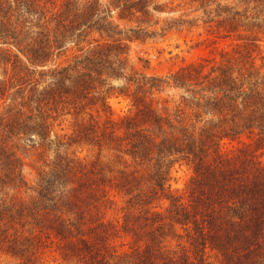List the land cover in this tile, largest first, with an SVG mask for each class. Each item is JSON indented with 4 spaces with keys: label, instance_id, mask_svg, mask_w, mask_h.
<instances>
[{
    "label": "rangeland",
    "instance_id": "rangeland-1",
    "mask_svg": "<svg viewBox=\"0 0 264 264\" xmlns=\"http://www.w3.org/2000/svg\"><path fill=\"white\" fill-rule=\"evenodd\" d=\"M51 1L32 0L25 7L12 5V9L36 12L42 4L49 5ZM150 1L151 21L141 27L140 39L126 41L127 46L122 48L124 52L120 58L112 60L115 66L122 67V77H108L104 74L101 77L103 80L93 90L83 93L77 83L69 82L70 91L64 94L63 90V95L58 100V109L46 111L45 116L50 124V133L46 139L19 131L7 135L0 132V148L12 153L17 159V167L25 182L15 187L0 185V200L35 202L39 199L37 190L41 177H49L48 172L60 157L67 158L72 166L71 172L64 173L61 182H72L68 188H79L77 194L67 198L64 196L59 208L63 213L57 212L79 226L76 229L72 227V235H68L66 239L55 236L42 215L38 218L46 225L45 233L37 234L36 239L23 230L25 224L22 228L15 224L20 236L28 235L34 241H30L32 244L28 246L27 240L20 237L19 240L8 243L13 248L0 246V264H96L86 248L91 250L95 259L106 257L109 263L116 259L114 254L125 252L130 254L128 260L134 262L145 250L172 255L175 264L227 262V258L216 249L202 250L194 247L191 224L186 226L177 221L181 220L180 212L176 216L173 210H166L168 199H160L162 191L155 185L157 178L152 179L150 176L157 170L147 165V162H156V154L152 155L150 161L132 160L129 155L118 151H109L106 148L99 150L95 143H86V137L80 140L73 136V130L80 122L85 126L94 124L95 131L88 134L95 138L101 136V130L111 121L110 117L116 121L125 114L133 115L135 108L132 100H138L142 104L144 98L145 104L150 105L162 121L160 130L148 126L144 132L158 137L166 135L173 140L174 137L181 138V134L178 130L171 129L168 124L176 128L185 124L188 130L194 127L196 137L199 129L215 122L216 117L201 107L194 114L195 107L186 105L193 106L190 100L194 96L193 92H197V97L194 98H198L200 103L204 102L198 96H202L203 92L205 95L209 93L201 88L204 85L212 86L207 82L217 73L215 68L219 64L233 76L238 72L246 74L258 71L259 76L264 74V24L263 28L256 26L263 19L258 4L263 0ZM24 16L33 22L38 18L37 14L28 15V12ZM118 23L119 28L124 30L137 28L135 22ZM254 34L253 42L250 35ZM96 39L102 38L97 32L91 31L81 37L79 46H76L70 41L72 39L64 37L62 40L66 42L62 53L50 65H66L77 53V48H87L95 44ZM22 59L27 62L24 57ZM191 65L198 67L201 74L208 75L207 78L193 73L194 77H191L189 86L175 85L171 76L177 70ZM43 68L47 69L46 66ZM12 72L11 66L4 64L0 58V80L13 74L16 78L22 75L21 72ZM37 76H30V85ZM47 83L49 79L44 78L38 89ZM96 87L102 90L101 107L96 99ZM14 89L5 94V102H0V111L3 110L2 106L10 103ZM104 96L108 97L104 99ZM27 110L36 113V103L25 105L24 112ZM149 128L150 131H147ZM221 128L216 127L214 130ZM118 130L116 133L121 134L122 131ZM240 139L247 140L245 134ZM183 145L182 139L180 147ZM219 146L222 151L233 150L240 147L241 143L239 140L230 142L224 139ZM257 155L264 161V148L257 151ZM0 161V176L4 178V173L8 171L5 162L9 160L5 156V162L2 163L1 157ZM94 161L96 163L90 165ZM160 161L164 169L163 176L165 175V194L176 199L183 197L186 201V185L190 184L192 187V167L185 163L181 154L167 155ZM78 163H82V167H78ZM59 184H55V189L63 188L64 185ZM14 218L16 216L11 221ZM78 238L84 239L86 244ZM67 240L71 243H67ZM137 252L140 254L136 255Z\"/></svg>",
    "mask_w": 264,
    "mask_h": 264
},
{
    "label": "trees",
    "instance_id": "trees-1",
    "mask_svg": "<svg viewBox=\"0 0 264 264\" xmlns=\"http://www.w3.org/2000/svg\"><path fill=\"white\" fill-rule=\"evenodd\" d=\"M30 3L32 0H0V58L4 64L11 66L13 72L22 74L16 78L12 72L10 77L0 80V102L4 103L7 91L15 88L10 103L2 106L3 110L0 111V132L7 135L19 131L46 139L50 133L46 111L58 109V100L62 97L63 90L64 94L70 91L69 82L77 83L83 93L93 90L103 80L101 77L104 74L108 77L123 76L122 67L115 66L112 60L120 58L127 42L140 39L141 27L151 21V1L52 0L49 5L45 3L37 11L34 10L36 12L12 9V5L25 7ZM258 4L263 19L256 26L263 28L264 0ZM27 12L28 15L37 14V21L26 18L24 14L27 15ZM119 21L135 22L137 28L121 29ZM91 31L97 32L102 39L94 40L95 44L87 48H77L71 62L64 66L50 65L62 53L66 42L62 40L64 37L72 39L70 41L79 46L80 38ZM255 35H250L253 42ZM115 48L118 50L115 51ZM215 71L217 73L207 82L212 86L204 85L201 88L209 94L205 95L203 92L202 96H198L204 102L200 103L198 98H194L197 97V92H193L194 96L190 99L193 106L186 105L195 107L194 114L201 107L216 117L215 122L200 128L196 137L194 127L188 130L185 124L180 128L168 124L181 134V138L174 137L173 140L166 135L158 137L144 132L148 126L160 130L162 123L161 117L150 105L145 104L144 98L142 104L138 100H132L135 108L133 115L125 114L116 121L110 117L111 121L101 130V136L92 137L88 133L95 131L94 124L85 126L81 125L82 122L77 123L73 136L80 140L86 137V143H95L99 150L106 148L118 151L129 155L132 160L150 161L152 155L156 154V162H147L149 168L157 170L150 176L152 179L157 178L155 185L162 191L160 199H168L166 210H173L176 216L180 212L181 220L177 221L186 226L191 224L194 247L202 250L216 249L227 258V262L223 264H264V161L257 155V151L264 148V74L259 76L258 71L246 74L238 72L233 76L220 64ZM193 73L202 75L203 78L208 76L191 65L177 70L171 77L175 85L189 86ZM32 74L38 76L30 85ZM44 78L49 79V83L38 89ZM96 89V99L101 107L102 90ZM106 97L108 96H104V99ZM17 98L20 100L17 101ZM30 103H36V113L32 110L24 112L25 105ZM216 127L222 128L214 130ZM117 129L122 133H116ZM242 134H245L247 140L240 139ZM182 139L184 145L180 147ZM224 139L230 142L239 140L241 146L222 151L219 144ZM180 154L193 170L190 177L192 187L190 184L186 185V201L183 197L176 199L165 194L163 185L165 175L163 176L161 158ZM5 156L9 162H5ZM0 157L2 163L8 165L4 178L0 176V185L15 187L25 183L14 155L0 148ZM64 159L65 157H60L54 163L47 179L41 177L37 190L39 199L35 202L0 200L1 247L7 245L13 248L8 243L19 240L20 237L31 246L30 241L34 240L28 235L20 236L15 224L20 227L25 224L23 230L36 239L37 234L45 233L46 226L41 223L39 215L45 217L55 236L64 239L72 235V227H79L72 220L58 215L63 213L59 208L64 196L67 198L79 191L76 186L68 188L72 182H61L64 173L72 170L70 161ZM95 163L94 161L90 165ZM82 165L78 163V167ZM57 183L64 185L63 188L55 189ZM70 202L69 199L68 203ZM139 205L138 208L141 209ZM14 216L16 218L11 221ZM26 222L30 227H27ZM78 239L86 244L84 239ZM67 243L71 241L67 240ZM86 249L96 264H175L172 255L148 250L143 251V255L137 252L136 255L139 256L134 262L128 260L130 254L126 252L114 254L116 259L109 263L106 257L95 259L91 250Z\"/></svg>",
    "mask_w": 264,
    "mask_h": 264
}]
</instances>
